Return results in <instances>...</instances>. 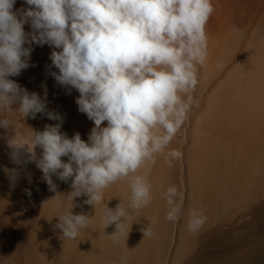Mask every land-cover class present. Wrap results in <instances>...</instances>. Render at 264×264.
<instances>
[{
  "label": "bare ground",
  "instance_id": "bare-ground-1",
  "mask_svg": "<svg viewBox=\"0 0 264 264\" xmlns=\"http://www.w3.org/2000/svg\"><path fill=\"white\" fill-rule=\"evenodd\" d=\"M233 1L211 0L214 11L206 25L208 58L198 69L199 83L191 93L188 118L166 150L178 151L180 156L170 158L169 164L158 155L149 166L152 202L127 218L125 233L113 236L115 224L104 228L103 223L104 204L111 209L121 202L128 206V182L118 181L105 189L104 204L93 207L84 203L87 196L74 198L72 213L91 219L76 238L63 237L56 225L58 216L71 206L66 196L72 190L71 179L63 182L53 175L56 190L50 191L27 151L33 133L60 121L43 114L23 120L15 109L0 112V119L13 124L0 128V221L14 195L27 186L28 191L19 197L34 203L30 211L34 224L24 239L21 236L19 246L0 250V264H120L122 256H127V264H246L250 255L264 248L262 239L235 235L230 223L264 184V30L254 34L249 19L234 14ZM30 7L26 0H15L13 11ZM24 31H32L29 24H24ZM32 48L30 66L9 79L42 99L46 89V110L61 117L60 131L68 138L79 133L87 142L94 125L78 111L79 93L75 89L69 93L50 75L58 73L51 66L50 53L59 49L46 44ZM34 152L39 159L42 149L37 146ZM14 154L19 163L13 161ZM61 159L67 162V157ZM12 170L14 180L9 175ZM170 185L183 193L182 214L175 222L165 219L168 205L163 193ZM193 208L202 209L206 220L198 232L190 233L187 221ZM222 220L229 221L227 231L217 225ZM148 227L153 235L143 237L142 229ZM169 229L171 240L165 254ZM228 233L236 240L229 257L207 260L206 247ZM190 239L196 246L193 253L187 243Z\"/></svg>",
  "mask_w": 264,
  "mask_h": 264
},
{
  "label": "clouds",
  "instance_id": "clouds-1",
  "mask_svg": "<svg viewBox=\"0 0 264 264\" xmlns=\"http://www.w3.org/2000/svg\"><path fill=\"white\" fill-rule=\"evenodd\" d=\"M26 3L31 7L13 11L15 0H0V112L15 109L23 120L43 114L60 121L33 133L27 151L50 191L56 190L53 175L63 182L71 179L72 190L66 195L71 206L58 216L56 225L63 237L76 238L91 219L72 213L74 198L87 196L84 203L93 207L104 204L105 189L118 181L128 182V206L121 202L111 209L104 204L103 223L104 228L115 224L113 236L125 233L127 218L152 202L149 166L158 155L169 164L180 156L178 151L166 150L188 118L191 93L199 83L198 69L208 58L206 25L214 11L212 2ZM26 23L31 32L24 31ZM33 44L59 49L50 53L51 66L58 69L50 75L69 93L72 89L79 93L75 101L78 111L94 125L87 142L79 133L68 138L60 131L61 117L46 110V89L42 99L9 79L30 66ZM222 67L217 64L218 70ZM9 127H13L11 121L0 119V128ZM37 146L42 149L39 159L34 152ZM13 161L19 163L15 154ZM9 175L14 180L15 170ZM163 195L168 205L165 219L175 222L182 214L183 193L170 185ZM205 220L202 209H191L188 231L198 232ZM142 231L143 237L153 235L151 227ZM127 259L122 256L120 264H127Z\"/></svg>",
  "mask_w": 264,
  "mask_h": 264
},
{
  "label": "rangeland",
  "instance_id": "rangeland-1",
  "mask_svg": "<svg viewBox=\"0 0 264 264\" xmlns=\"http://www.w3.org/2000/svg\"><path fill=\"white\" fill-rule=\"evenodd\" d=\"M233 2L234 14L238 19L240 17L249 19L254 34L256 31L264 30V0H234ZM27 191L28 186L25 187V190L14 195L10 201L8 213H5L0 221V250L19 246L22 237L24 239L27 236L30 227L34 224L33 218L30 217L34 203L19 197L20 194L23 195L22 193ZM228 222L222 220L217 225L227 231ZM230 223L234 227V234H238L242 239L246 240L248 236H254L264 240V184L260 186L257 195L252 196L242 208L235 212ZM171 231L169 229L165 254L171 240ZM227 235L225 238L217 237L211 245L206 247L205 257L207 260H224L229 257L230 250L234 249L236 245V240L235 236H230L229 233ZM187 243L193 253L196 250L195 242L190 239ZM257 244V241H254L252 246L256 247ZM246 264H264V248L250 255Z\"/></svg>",
  "mask_w": 264,
  "mask_h": 264
}]
</instances>
